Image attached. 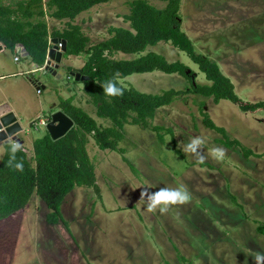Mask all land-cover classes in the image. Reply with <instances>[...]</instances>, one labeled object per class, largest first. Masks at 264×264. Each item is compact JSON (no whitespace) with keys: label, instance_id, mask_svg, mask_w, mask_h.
<instances>
[{"label":"rangeland","instance_id":"374dc122","mask_svg":"<svg viewBox=\"0 0 264 264\" xmlns=\"http://www.w3.org/2000/svg\"><path fill=\"white\" fill-rule=\"evenodd\" d=\"M146 1L157 9L165 6ZM127 13V0H112L72 23L93 45L108 38L110 27L128 28L122 20ZM178 15L195 52L219 66L242 103L263 102L264 0H181ZM45 21L49 31L66 26L48 17ZM147 51L169 63H183L195 73V83L209 84L198 66L170 43L160 42ZM14 55L0 51V100L6 98L4 103L17 110L22 127L17 136L29 160L33 142L47 133L45 125L59 111L61 100L72 97V104L98 125H109L96 116L82 82L68 76L82 67L84 55L63 56L59 79L32 70L35 65L27 58L14 62ZM119 83L151 95L191 85L179 74L159 71L133 74ZM203 113L225 137L204 126ZM124 133L118 145L123 154L99 150L88 136L86 151L98 191L77 187L67 195L60 208L63 224L45 222L47 209L35 195L16 217L0 222V264H255L253 253L264 252V234L257 230L264 226V109L243 112L227 100L214 104L200 95H181L157 109L147 129L125 125ZM197 136L205 141L202 164L182 151ZM225 139L237 145L226 146ZM214 147L226 150L222 160L210 155ZM179 186H185L192 199L166 214L149 213L146 203L139 202L144 190ZM15 224L21 225L16 242Z\"/></svg>","mask_w":264,"mask_h":264},{"label":"trees","instance_id":"16d2710c","mask_svg":"<svg viewBox=\"0 0 264 264\" xmlns=\"http://www.w3.org/2000/svg\"><path fill=\"white\" fill-rule=\"evenodd\" d=\"M110 1L21 0L13 6L0 4V44L5 49L13 52L16 45H22L28 53L27 58L38 68L45 62L49 37L66 42L65 57L85 56L81 70L88 79L82 82L83 91L95 106L96 116L109 122L106 127L98 125L82 108L72 104V97L58 102V108L73 122L72 128L63 137L52 140L46 133L36 139L32 145L31 160L23 150L18 152L17 160L23 161V172L13 171L6 166L7 155L0 159V222L16 217L35 195L47 209L45 222L49 225L63 224L60 208L67 195L77 187L98 191L94 166L86 151L88 136L99 150L123 154L118 145L124 139L125 125L147 129L157 109L170 105L175 97L200 95L210 98L214 104L227 100L243 112L264 109V101L242 103L219 66L207 56L195 52L191 40L180 28L178 12L181 0H157L165 3L162 9L155 8L146 0H127L128 13L122 16V20L128 24V28L110 27L107 39L89 45V39L83 35L80 26L72 22L81 13ZM45 17L66 21V26L61 31H49ZM160 42L170 43L183 52L198 66L209 84L195 83V73L190 71L186 74L189 68L183 63H169L162 55L147 52L148 47ZM118 53L138 56L115 59ZM154 71L179 74L191 85L183 91L167 90L159 95H151L118 83L125 91L123 96L117 97L105 96L100 87L117 72L121 74L119 79H122ZM203 124L225 137L224 130L216 127L206 113H203ZM153 129L156 130L155 127ZM232 144L237 145V142L224 140V145ZM257 230L264 234V226L257 227Z\"/></svg>","mask_w":264,"mask_h":264},{"label":"clouds","instance_id":"9594fccd","mask_svg":"<svg viewBox=\"0 0 264 264\" xmlns=\"http://www.w3.org/2000/svg\"><path fill=\"white\" fill-rule=\"evenodd\" d=\"M47 55V53H46ZM120 73L117 72L114 76L106 80L100 87L103 89V94L108 97L123 96L125 89L119 87ZM202 137H193L191 140L183 145L182 151L195 156L198 163H204L205 156L201 152V147L204 144ZM23 145L15 139V134L6 136V139L0 141V157L8 156L7 167L13 171L23 172V161L17 160V153L23 150ZM226 150L222 147H214L211 149L210 155L213 159L219 161L224 158ZM192 199L191 193L185 186L176 188L162 187L158 191L149 192L144 190L141 192L140 201L145 202L147 207L146 211L151 213L159 211L160 214L168 213L172 207L177 205H185ZM253 259L255 264H264V252H254ZM194 264H200L195 261Z\"/></svg>","mask_w":264,"mask_h":264},{"label":"water","instance_id":"95a60500","mask_svg":"<svg viewBox=\"0 0 264 264\" xmlns=\"http://www.w3.org/2000/svg\"><path fill=\"white\" fill-rule=\"evenodd\" d=\"M50 47L47 49V59L45 65L39 71L49 74L52 77L60 78L63 74L59 70L60 64L63 59V55L66 53V42L62 39L51 38L49 40ZM2 45H0V51ZM14 54H20L21 57L26 58L28 53L25 48L18 44L13 51ZM190 70L186 71L189 74ZM69 77H72L75 82H84L88 79L87 76L82 75L81 69H73L68 73ZM194 83V82H193ZM35 89L39 90V85H35ZM73 126L72 120L67 117L62 111H58L51 115L50 120L45 125L48 135L52 140H57L63 137ZM22 132V128L19 125L15 115L11 111V108L7 103L0 105V141L6 139V136L15 134V139L22 144V141L18 138V134Z\"/></svg>","mask_w":264,"mask_h":264},{"label":"crops","instance_id":"0c3cea01","mask_svg":"<svg viewBox=\"0 0 264 264\" xmlns=\"http://www.w3.org/2000/svg\"><path fill=\"white\" fill-rule=\"evenodd\" d=\"M64 22H66V21H64ZM73 24H75V23H73ZM51 39V37H49L48 38V48L50 47V45H49V40ZM1 45V44H0ZM2 50H7V49H5L3 46H2ZM1 50V51H2ZM147 50H148V48H147ZM7 51H9V50H7ZM148 52V51H147ZM150 52V51H149ZM64 56V55H63ZM127 56H129V55H125V54H122V53H118V54H116L115 56H114V58L116 57L117 59H127L128 57ZM138 56V55H137ZM136 56V57H137ZM65 57V56H64ZM67 57H70V56H67ZM27 58V57H26ZM28 59V58H27ZM20 60V59H19ZM30 61V60H29ZM31 63V62H30ZM83 65V64H82ZM33 68L34 69H32V70H35V69H37L38 71H39V68L35 65V66H33ZM77 69H81V68H77ZM2 70H3V65L0 63V74H4L3 72H2ZM31 71V70H30ZM0 77H3V76H0ZM6 101V98H3L2 100H0V104H2V103H4ZM12 109V108H11ZM59 109V108H58ZM11 111H13V113H14V115H15V113H17V110H11ZM59 111H61L60 109H59ZM19 123V122H18ZM20 125V124H19ZM22 128V127H21ZM13 227H14V229H13V231L12 232H14V241L16 242V236H17V233L19 232V230L21 229V225H19V224H15V225H13Z\"/></svg>","mask_w":264,"mask_h":264},{"label":"built area","instance_id":"2783aa9c","mask_svg":"<svg viewBox=\"0 0 264 264\" xmlns=\"http://www.w3.org/2000/svg\"><path fill=\"white\" fill-rule=\"evenodd\" d=\"M20 57H21V55L20 54H15L14 55V57H13V61L14 62H18L19 61V59H20ZM46 59H47V55H46V58H45V61H46ZM45 65V62H44V64H43V66ZM43 66L42 67H40L39 68V70L40 69H42L43 68ZM40 90V89H39ZM39 90H36L37 92H39ZM41 124H44L43 122H41Z\"/></svg>","mask_w":264,"mask_h":264},{"label":"flooded vegetation","instance_id":"af4514ba","mask_svg":"<svg viewBox=\"0 0 264 264\" xmlns=\"http://www.w3.org/2000/svg\"><path fill=\"white\" fill-rule=\"evenodd\" d=\"M69 72V71H68Z\"/></svg>","mask_w":264,"mask_h":264}]
</instances>
